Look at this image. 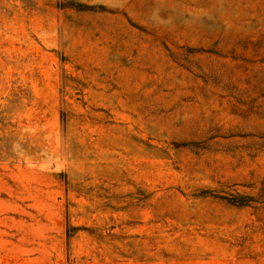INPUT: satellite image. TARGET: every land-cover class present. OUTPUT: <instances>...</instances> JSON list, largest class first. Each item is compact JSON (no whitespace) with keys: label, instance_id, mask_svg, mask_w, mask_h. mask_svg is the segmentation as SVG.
Instances as JSON below:
<instances>
[{"label":"rangeland","instance_id":"rangeland-1","mask_svg":"<svg viewBox=\"0 0 264 264\" xmlns=\"http://www.w3.org/2000/svg\"><path fill=\"white\" fill-rule=\"evenodd\" d=\"M0 264H264V0H0Z\"/></svg>","mask_w":264,"mask_h":264}]
</instances>
